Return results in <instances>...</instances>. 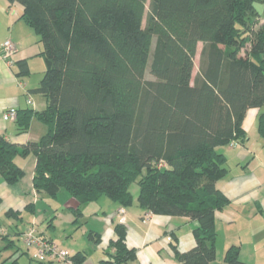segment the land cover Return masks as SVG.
<instances>
[{"label": "trees", "instance_id": "obj_1", "mask_svg": "<svg viewBox=\"0 0 264 264\" xmlns=\"http://www.w3.org/2000/svg\"><path fill=\"white\" fill-rule=\"evenodd\" d=\"M6 1L22 7L18 19L37 34L45 62L31 91L46 105L17 110V130L26 131L35 117L46 131L21 146L0 134L3 180L17 183L24 170L14 158L32 153L34 190L53 197L66 190L76 200L73 222L83 217L81 205L101 196L130 206L137 181L140 208L198 222L191 249L172 243L177 264H209L216 255L215 211L230 203L216 186L228 171L218 147L245 141L242 121L251 107L261 108L264 139V14L256 0H149L144 25L147 0ZM200 41V72L192 81ZM15 64L17 75L28 73L26 59ZM147 67L153 79H144ZM32 206L25 209L33 212ZM10 215L22 219L21 210L9 209ZM113 228L99 264L136 258L125 224ZM0 236L5 247L13 244L8 234ZM71 254L72 264L87 258L84 250ZM224 261L246 264L238 245L226 249ZM54 263L36 255L28 261Z\"/></svg>", "mask_w": 264, "mask_h": 264}, {"label": "crops", "instance_id": "obj_2", "mask_svg": "<svg viewBox=\"0 0 264 264\" xmlns=\"http://www.w3.org/2000/svg\"><path fill=\"white\" fill-rule=\"evenodd\" d=\"M12 5L14 4L9 5L6 0H0V43L10 38L15 44L11 64L0 60V134L21 146L29 141H37L45 133L46 126L32 117L28 129L18 132L15 119H5L3 114L9 109L41 110L45 107V97L31 91L39 85L45 64L40 56L43 47L37 34L23 20L18 19L22 7L19 5L11 12ZM20 59H26L27 74L17 75L19 69L15 62ZM33 66L39 72L34 77L31 75ZM21 83L24 84L23 87ZM28 94L32 103L27 102ZM260 111L261 108L257 107L246 110L242 121L246 133L244 142L237 141L233 145L218 147V151L226 156L228 171L216 182V186L230 203L215 211L216 255L209 264H227L224 261V253L230 245L239 246L240 259L244 258L243 254L246 252L254 260L262 256L261 252L264 254V139L258 132L257 123ZM14 161L24 170V176L27 175V170L29 171L31 194L20 187L22 180L10 185L0 176V234L3 232L9 237L18 218L13 217L14 215L6 216V211L13 209L23 212L26 205L34 206L37 199L34 196L39 194L32 185L34 155H16ZM31 195L32 201L29 198ZM108 199L101 196L96 201L81 205L82 219H94L89 231L98 238L92 252L94 259L87 257L84 264H99L109 241L116 236L113 227L120 221L117 209L122 206ZM71 201V206H74L76 200L70 199ZM124 208L125 218L122 222L126 226V243L135 249L136 256L126 264H177L172 243H176L179 251H187L195 245L192 230L198 224L196 220L176 215H146L148 212L139 207L134 195L133 203ZM2 218L5 221L1 224ZM244 235L247 236L246 239L242 237ZM244 244H251L252 248L246 247L247 251L244 252ZM12 245L11 243L9 246Z\"/></svg>", "mask_w": 264, "mask_h": 264}, {"label": "rangeland", "instance_id": "obj_3", "mask_svg": "<svg viewBox=\"0 0 264 264\" xmlns=\"http://www.w3.org/2000/svg\"><path fill=\"white\" fill-rule=\"evenodd\" d=\"M148 3L149 0L146 1L145 5V14L143 18L142 24H145V17L148 11ZM19 4L15 3L12 5L11 12L17 8ZM255 6L257 11L261 14H264V5L261 1L256 0ZM154 44V38L152 42V47ZM203 43L200 41L197 43L196 53L193 59V72H192V81L200 72V56L201 51L203 48ZM41 56V55H40ZM42 57V56H41ZM43 58V57H42ZM44 60V59H43ZM45 64V62H44ZM34 71L31 72L32 77L38 75V71H36V67L33 66ZM154 77L149 72V68H146L144 79H153ZM20 180H22V187L23 191L28 194H31L30 189V180H29V171L27 170V175L23 176ZM19 180V181H20ZM132 194L137 197L138 195V184L137 181L132 182L130 186ZM27 197V194H25ZM103 198H107L106 196H102ZM30 201H32L33 196L31 195ZM34 202V206L31 208L33 212L28 209H24L22 212V219L16 220V227H13V230L18 231L17 234L10 235V239L13 240L12 246H6V240L0 238V259L2 257H8L12 255L5 263L3 264H10L13 259L16 257L17 261L15 264H28L29 257L35 255V249L32 246H28L20 234L22 231L26 230L29 226L34 223V228L37 232L45 237L51 238L53 242L58 244L61 248L67 249L69 251H77V250H84L87 254V257H93L92 252L95 244V234L90 230V224L93 223V218H80L77 222H73L74 215L71 210V205L73 202H70V199L73 200L72 197L66 190L60 189L56 196H50L45 192H40ZM109 200V199H108ZM34 218V219H33ZM255 220V219H254ZM4 218L1 220V224L4 222ZM248 222V218H247ZM240 226V223L238 224ZM27 226V227H26ZM11 230L13 233L14 231ZM246 235V234H245ZM242 236L246 239L247 236ZM219 245V242H218ZM247 249H251V244H244V252ZM243 252V253H244ZM262 256H259L257 260H254L252 256L249 254L244 253L242 261L246 262L247 264H258V262L264 263V254L261 252ZM92 259V258H91ZM94 259V257H93ZM55 264V263H54Z\"/></svg>", "mask_w": 264, "mask_h": 264}, {"label": "built area", "instance_id": "obj_4", "mask_svg": "<svg viewBox=\"0 0 264 264\" xmlns=\"http://www.w3.org/2000/svg\"><path fill=\"white\" fill-rule=\"evenodd\" d=\"M15 50V44L10 39L7 38L0 43V60L6 62L8 65L11 64V57ZM23 87L24 84L21 83ZM27 102L32 103V99L30 94H28ZM3 117L5 119H15L16 118V110L9 109L4 112ZM236 143L235 141H231L230 144L233 145ZM117 213L120 217V221H123L125 218V208L120 207L117 209ZM150 212H148L149 215ZM23 240L28 246H32L35 249V255L40 260H53L57 264H72V254L67 249L59 247L55 243L48 242L45 239L40 238V236L36 235V229L34 226H30L23 235Z\"/></svg>", "mask_w": 264, "mask_h": 264}]
</instances>
